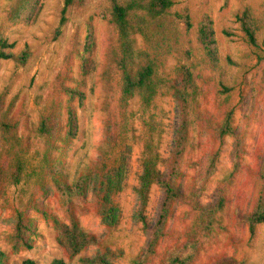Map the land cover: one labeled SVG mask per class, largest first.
Instances as JSON below:
<instances>
[{"label":"rangeland","instance_id":"rangeland-1","mask_svg":"<svg viewBox=\"0 0 264 264\" xmlns=\"http://www.w3.org/2000/svg\"><path fill=\"white\" fill-rule=\"evenodd\" d=\"M122 2L129 0H120ZM143 2L149 0H141ZM161 17L143 11L134 16L137 46L147 50L165 81L182 83L187 67L194 77L196 97L190 109L189 144L184 154L181 188L187 192L201 180L198 196L203 206L218 202L224 208L192 264H217L233 257L244 264H264V222L254 229L244 220L259 199L264 202V0H173ZM64 0H0V35L19 53L31 48L27 62L0 57V97L6 117L13 121L23 148L22 179L9 185L0 198V249L6 264H22L27 258L38 264L64 259L68 264H133L148 241L162 202V189L153 185L147 206L142 208L137 188L142 172L144 143L155 131L160 156L158 167L174 145L179 112L172 91L163 85L152 105L145 109L139 96L128 113L119 106L121 76L115 63L118 33L110 23L109 0H85L67 11L61 25ZM188 12L193 26L187 28L177 13ZM251 15L257 45L248 42L238 16ZM212 17L219 61L211 67L198 44L201 18ZM94 41L85 49L88 34ZM82 92L71 101L63 87ZM78 115V133L64 141L68 105ZM236 135L220 136L228 113ZM58 116L57 139L47 142L39 126L44 116ZM12 143L0 127V158ZM215 171L205 178L210 159ZM57 168L73 182L90 172L84 207L75 208L83 229L97 240L72 255L59 241L55 221L70 223L53 181ZM205 180V181H204ZM203 181V183H202ZM23 210L37 230L31 248L13 247L16 211ZM198 211L188 201H177L151 264L165 251L182 243L192 231Z\"/></svg>","mask_w":264,"mask_h":264},{"label":"trees","instance_id":"trees-1","mask_svg":"<svg viewBox=\"0 0 264 264\" xmlns=\"http://www.w3.org/2000/svg\"><path fill=\"white\" fill-rule=\"evenodd\" d=\"M21 5H26L30 0H18ZM85 0H64L62 8L61 25L65 23L67 11L72 7H78L84 4ZM111 3L110 23L115 27L118 33V48L115 54V63L121 76V88L119 97V106L123 114L128 113L131 100L134 96H139L140 105L148 109L158 94L161 86L166 85L173 93L179 112L178 129L172 147L170 156L166 160V171L158 167L160 156L158 147L155 142V131L152 129L144 143V152L142 158V172L139 178V186L137 188L139 201L142 208L147 206L150 192L153 185H159L162 189V202L158 211L157 218L150 228L148 241L144 250L139 254L133 264H151L152 258L157 252V248L166 235L167 222L172 214V209L177 201H188L198 211L197 220L191 232L186 235L185 240L169 248L165 251L162 259L158 264H192L197 256L204 239L211 234L218 213L224 208L225 196L223 191L220 193L218 202L214 205L203 206L199 203L198 196L201 185L196 181V185L185 192L178 182L183 175L182 165L184 154L189 144V127L190 109L196 97V84L194 77L191 75L187 67H183L180 71L182 83H174L165 81L159 74V66L152 58L147 50H143L137 46L136 27L143 24V19L139 18L134 22V16L138 18L137 13L143 11L149 18H158L163 16L173 5V0H149L143 2L141 0H129L122 2L120 0H109ZM177 16L184 22L187 28L193 26L191 16L188 12L177 13ZM245 31L248 42L257 45V36L255 27L251 22V15L245 12L238 16ZM197 40L204 56L211 67H216L219 61V50L214 28V22L210 15L205 14L198 23ZM92 33L88 34V41L85 49L90 51L93 48ZM12 44L0 35V57L13 58L19 63H25L31 56V48L26 46L21 52H7L6 49ZM71 97V101L75 95H82V92L70 87H63ZM67 124L65 140L72 141L78 133V115L72 102L68 105ZM3 110V101L0 97V127L5 137L12 143L4 157L0 158V198L3 196L6 188L12 184H18L22 179L24 169V156L18 153V145L23 148L20 143L15 124L11 119L6 117ZM60 127L59 118L54 114L43 117L39 131L42 133L47 142L59 138L57 132ZM220 136L227 134L236 135V129L232 125V113L229 112L222 126L219 128ZM215 171V161L210 159L206 171L205 178H208ZM58 177L53 174V181L59 192L61 193L62 203L70 215L71 222L55 221L59 231L60 243L72 255L79 253L89 244L96 242L95 235L87 232L82 228L77 216L75 208L84 207L85 191L87 183L90 179V172H86L79 176L73 182L64 178L62 172L57 168ZM260 175L264 178V159L261 165ZM205 181V180H204ZM203 183V181H202ZM16 225L13 233V247L31 248L33 242L31 236L36 232L37 226L32 218L25 211L17 210ZM244 220L254 229L256 224L264 222V202L259 199L252 212L244 216ZM7 254L0 249V264H6ZM22 264H38L31 258L23 260ZM49 264H68L64 259H54ZM217 264H244L242 261L233 257H224L217 261Z\"/></svg>","mask_w":264,"mask_h":264}]
</instances>
